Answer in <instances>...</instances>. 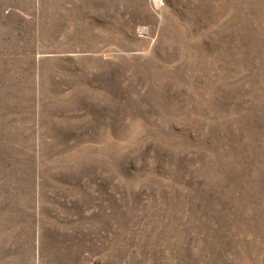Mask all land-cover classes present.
Returning <instances> with one entry per match:
<instances>
[{
  "label": "rangeland",
  "instance_id": "obj_1",
  "mask_svg": "<svg viewBox=\"0 0 264 264\" xmlns=\"http://www.w3.org/2000/svg\"><path fill=\"white\" fill-rule=\"evenodd\" d=\"M0 264H264V0H0Z\"/></svg>",
  "mask_w": 264,
  "mask_h": 264
}]
</instances>
